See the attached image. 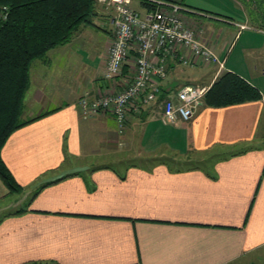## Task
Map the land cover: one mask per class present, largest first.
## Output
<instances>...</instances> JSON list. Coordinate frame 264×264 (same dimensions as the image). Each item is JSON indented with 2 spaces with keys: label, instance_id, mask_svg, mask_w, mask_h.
Here are the masks:
<instances>
[{
  "label": "crops",
  "instance_id": "crops-1",
  "mask_svg": "<svg viewBox=\"0 0 264 264\" xmlns=\"http://www.w3.org/2000/svg\"><path fill=\"white\" fill-rule=\"evenodd\" d=\"M169 1L223 26L210 37L223 68L169 59L159 97L123 133L110 114L83 116L78 105L132 75L131 62L112 80L103 75L113 35L100 4L69 41L31 62L26 117L49 112L1 147L20 188L0 178V264H264V46L237 45L264 28L238 0ZM226 70L261 98L203 99L190 119L162 120L163 99L183 84L209 87Z\"/></svg>",
  "mask_w": 264,
  "mask_h": 264
},
{
  "label": "built area",
  "instance_id": "built-area-1",
  "mask_svg": "<svg viewBox=\"0 0 264 264\" xmlns=\"http://www.w3.org/2000/svg\"><path fill=\"white\" fill-rule=\"evenodd\" d=\"M109 13L112 41L103 75L114 79L123 65L131 62L132 71L124 84L115 83L111 90H97L92 97L82 96L78 105L83 116L110 114L118 131L123 133L130 119L144 106L156 101L160 82L166 78L168 60L177 59L183 65L199 62L223 68V58L190 26L185 16L190 11L183 4L169 0H137L141 9L132 6L134 0H95ZM8 9L0 6V19ZM209 87L183 84L175 96L163 99L161 118L167 123L190 119L202 104Z\"/></svg>",
  "mask_w": 264,
  "mask_h": 264
},
{
  "label": "trees",
  "instance_id": "trees-1",
  "mask_svg": "<svg viewBox=\"0 0 264 264\" xmlns=\"http://www.w3.org/2000/svg\"><path fill=\"white\" fill-rule=\"evenodd\" d=\"M249 21L264 28V0H238ZM8 14L0 19V151L7 136L19 126L49 112L31 117L23 113L29 87V69L34 59L71 39L90 22L95 0H0ZM254 26L253 24H251ZM261 98L259 89L236 72H221L204 95L209 106H226ZM186 161H183V163ZM0 178L9 191L20 187L0 154Z\"/></svg>",
  "mask_w": 264,
  "mask_h": 264
},
{
  "label": "rangeland",
  "instance_id": "rangeland-1",
  "mask_svg": "<svg viewBox=\"0 0 264 264\" xmlns=\"http://www.w3.org/2000/svg\"><path fill=\"white\" fill-rule=\"evenodd\" d=\"M137 0H134V2L132 3V6L135 7V5L137 4L136 3ZM233 8L236 10V12H238L240 10V8L238 6H235L233 5ZM186 18H187V21L189 22L190 26L194 27L195 31L196 32H200L199 34L201 35V37L205 38L206 40H208L210 46L212 47L213 49V42L211 40V35L214 36V34H218L220 33V31L222 30V25L221 24H216L215 22H213L212 20H207L205 18H202V19H198V18H195V16L193 15H190L189 13L186 12L185 14ZM208 22V25H206V23L204 22ZM254 21V19H253ZM253 21H250L251 24H256L255 22ZM212 26L214 28V31L211 30H208V33H207V27L206 26ZM256 25H254L253 27H255ZM209 28V27H208ZM210 35V36H209ZM250 40L252 42H260L259 44H261L262 46H264V35L258 33L256 30H246L243 32L241 38L238 40V46L240 44H242V42H244V40ZM216 40V39H215ZM252 51V50H249V52ZM248 58H249V62L253 61L251 58H252V54L251 53H248ZM42 110H46V108L42 109ZM48 110V109H47ZM28 110L27 109H24L23 113L25 116H27L26 112ZM39 112H42V111H39ZM169 160H171V162H174V163H182V161L184 160L183 157H173V156H170L169 157ZM131 161L134 162V160L132 159ZM131 161H127V162H131Z\"/></svg>",
  "mask_w": 264,
  "mask_h": 264
}]
</instances>
